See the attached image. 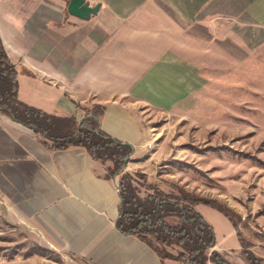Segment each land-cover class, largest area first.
<instances>
[{
  "label": "crops",
  "instance_id": "obj_1",
  "mask_svg": "<svg viewBox=\"0 0 264 264\" xmlns=\"http://www.w3.org/2000/svg\"><path fill=\"white\" fill-rule=\"evenodd\" d=\"M85 1L99 8L81 19L67 11L69 0H0L17 95L76 121L102 106L101 130L134 156L150 145L151 115L191 114L226 92L227 79L241 91L255 90L259 74L264 82V0ZM118 202L117 180L83 147H46L0 112V221L78 264H183L119 231ZM196 209L213 226L210 251L246 264L231 221Z\"/></svg>",
  "mask_w": 264,
  "mask_h": 264
},
{
  "label": "rangeland",
  "instance_id": "obj_2",
  "mask_svg": "<svg viewBox=\"0 0 264 264\" xmlns=\"http://www.w3.org/2000/svg\"><path fill=\"white\" fill-rule=\"evenodd\" d=\"M261 79L259 74L252 91L235 89L227 79L226 92L212 94L209 101L185 116L151 115L145 119L152 136L150 145L139 156L132 151L123 170L134 177L133 183L142 197L151 189L139 181L137 172L146 174L148 183L165 192L177 193L178 187H182L227 206L234 214L237 229L250 243V250L262 258V264L264 82ZM26 237L24 231L0 221V264H78L73 254L68 258Z\"/></svg>",
  "mask_w": 264,
  "mask_h": 264
},
{
  "label": "trees",
  "instance_id": "obj_3",
  "mask_svg": "<svg viewBox=\"0 0 264 264\" xmlns=\"http://www.w3.org/2000/svg\"><path fill=\"white\" fill-rule=\"evenodd\" d=\"M18 72L0 40V112L30 127L42 143L51 149L81 146L106 168V177L116 176L118 187V217L116 227L123 234H133L147 244L161 259H173L183 264H234L216 250L215 232L204 216L195 208L197 203L224 214L233 225L241 245L240 253L246 264H261L262 258L250 250L236 223L234 214L224 204L194 195L182 187L177 193L165 192L148 183L147 175L135 176L146 184L150 192L140 196L134 177L124 171V160L133 147L108 135L100 128L102 106L84 108L83 118L57 116L19 100ZM107 162H111V165Z\"/></svg>",
  "mask_w": 264,
  "mask_h": 264
},
{
  "label": "water",
  "instance_id": "obj_4",
  "mask_svg": "<svg viewBox=\"0 0 264 264\" xmlns=\"http://www.w3.org/2000/svg\"><path fill=\"white\" fill-rule=\"evenodd\" d=\"M99 8V4L91 6L85 0H69L67 5V11L76 17L81 19L88 18L91 14H95ZM127 162V159L124 160V163Z\"/></svg>",
  "mask_w": 264,
  "mask_h": 264
}]
</instances>
